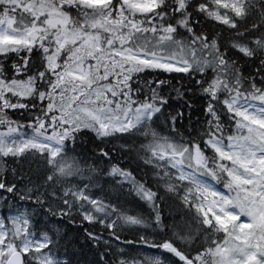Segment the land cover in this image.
Segmentation results:
<instances>
[{
    "label": "snow or ice",
    "instance_id": "6c2138e0",
    "mask_svg": "<svg viewBox=\"0 0 264 264\" xmlns=\"http://www.w3.org/2000/svg\"><path fill=\"white\" fill-rule=\"evenodd\" d=\"M0 264H264V0H0Z\"/></svg>",
    "mask_w": 264,
    "mask_h": 264
},
{
    "label": "trees",
    "instance_id": "16d2710c",
    "mask_svg": "<svg viewBox=\"0 0 264 264\" xmlns=\"http://www.w3.org/2000/svg\"><path fill=\"white\" fill-rule=\"evenodd\" d=\"M9 165H11V161H9ZM122 239L133 240V236L127 235L125 237H122ZM141 247L142 246H138L135 243H133V245L131 247L126 248V251L129 252L131 256H137L138 257V251Z\"/></svg>",
    "mask_w": 264,
    "mask_h": 264
},
{
    "label": "rangeland",
    "instance_id": "374dc122",
    "mask_svg": "<svg viewBox=\"0 0 264 264\" xmlns=\"http://www.w3.org/2000/svg\"><path fill=\"white\" fill-rule=\"evenodd\" d=\"M154 254V250L142 246L139 251H138V257L137 258H145V257H149L152 256Z\"/></svg>",
    "mask_w": 264,
    "mask_h": 264
}]
</instances>
